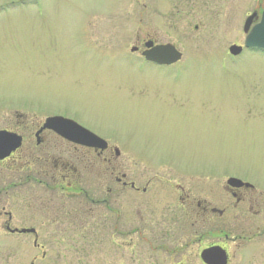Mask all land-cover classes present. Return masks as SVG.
<instances>
[{"label":"rangeland","instance_id":"obj_1","mask_svg":"<svg viewBox=\"0 0 264 264\" xmlns=\"http://www.w3.org/2000/svg\"><path fill=\"white\" fill-rule=\"evenodd\" d=\"M256 1L0 0V128L15 113L29 124L63 116L124 158L264 188V54L228 53L243 45ZM146 42L175 47L181 61L144 62ZM31 243L0 229V264H31ZM73 250L82 264H100L95 241ZM150 251L122 262L161 264L163 252ZM73 254L47 248L43 264H77Z\"/></svg>","mask_w":264,"mask_h":264},{"label":"flooded vegetation","instance_id":"obj_2","mask_svg":"<svg viewBox=\"0 0 264 264\" xmlns=\"http://www.w3.org/2000/svg\"><path fill=\"white\" fill-rule=\"evenodd\" d=\"M255 25L264 37V0L246 14L245 34ZM1 124L11 135L5 146L17 147L0 160V229L32 238L39 255L31 264L47 262V248L75 252L82 264L73 249L94 241L100 264L107 255L114 264L134 261L141 246L162 251L161 264H264L263 187L124 158L81 124L105 147L72 142L17 113Z\"/></svg>","mask_w":264,"mask_h":264},{"label":"water","instance_id":"obj_3","mask_svg":"<svg viewBox=\"0 0 264 264\" xmlns=\"http://www.w3.org/2000/svg\"><path fill=\"white\" fill-rule=\"evenodd\" d=\"M260 28H262V26H257L251 31V34L245 40V48L264 50V38L260 35ZM144 47L146 51L142 54V56L148 62H152L157 65L169 66L177 63L181 59V54L175 49V47L171 45L153 46L152 42H148L144 45ZM136 51V48L131 49L132 53ZM229 52L231 55H238L241 52V48L232 46L230 47ZM44 128L54 130L63 138L78 144L105 147V143L95 137L92 133L88 132L87 130H84L76 123L61 117L46 119ZM9 137H11V135L6 134L5 132H0V160L5 158L10 151L17 147V144H13L10 147L5 146V142L8 140ZM233 182L240 183L239 181ZM22 233L26 232L22 231ZM218 255H220L221 262L222 256L221 254Z\"/></svg>","mask_w":264,"mask_h":264}]
</instances>
